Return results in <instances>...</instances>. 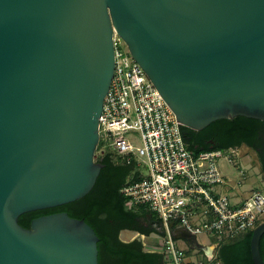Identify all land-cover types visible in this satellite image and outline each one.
I'll return each instance as SVG.
<instances>
[{"label": "water", "instance_id": "95a60500", "mask_svg": "<svg viewBox=\"0 0 264 264\" xmlns=\"http://www.w3.org/2000/svg\"><path fill=\"white\" fill-rule=\"evenodd\" d=\"M114 31L181 124L264 120V0H0V264H99L84 218L55 211L26 227L19 216L95 185ZM168 227L207 249L175 220ZM156 229L166 231L161 219ZM263 233L264 219L251 238L256 264Z\"/></svg>", "mask_w": 264, "mask_h": 264}, {"label": "built area", "instance_id": "2783aa9c", "mask_svg": "<svg viewBox=\"0 0 264 264\" xmlns=\"http://www.w3.org/2000/svg\"><path fill=\"white\" fill-rule=\"evenodd\" d=\"M113 40L115 71L99 118V144L102 138L105 142L101 148L98 144L97 157L110 146L139 167V175L121 191L128 207L144 206L163 221L166 236L158 251L165 264H221L217 247L263 219L264 190L253 188L248 195L232 199L223 189L231 178L224 175L220 162L234 164L245 175L238 148L190 149L176 114L125 40L116 31ZM131 130L139 132L140 144L132 142ZM171 220L196 237L210 236L204 257L186 251L169 230Z\"/></svg>", "mask_w": 264, "mask_h": 264}, {"label": "trees", "instance_id": "16d2710c", "mask_svg": "<svg viewBox=\"0 0 264 264\" xmlns=\"http://www.w3.org/2000/svg\"><path fill=\"white\" fill-rule=\"evenodd\" d=\"M256 119L237 115L231 118L216 119L200 130L181 124V130L188 147L196 152L214 147L226 149L237 144L229 141L218 142L212 147L202 141L197 144L199 142L197 134H214L218 140L227 139L228 136L243 129L244 120ZM101 146L102 141H100L99 148ZM97 159L101 160L104 166L101 168L95 185L85 196L57 206L24 212L19 216V222L29 227L32 218L38 215L67 210L70 215L84 218L95 228L100 238L98 241L99 264H103L105 255L116 259L119 264H165L163 253L145 248L143 242H139V246L135 248L130 243L121 241L116 243L111 239L108 229L111 219L122 220V227L134 228L133 223L136 217L154 213L144 206L130 208L126 205V196L121 188L139 175L140 169L134 162H126L121 155L110 149L98 155ZM154 230L150 228L145 233ZM252 234L253 229H248L233 239L223 241L216 251L221 264H256L251 249ZM193 250V248H186L188 253ZM260 251L264 258V233L260 239ZM203 253L200 249L198 255L202 256Z\"/></svg>", "mask_w": 264, "mask_h": 264}, {"label": "flooded vegetation", "instance_id": "af4514ba", "mask_svg": "<svg viewBox=\"0 0 264 264\" xmlns=\"http://www.w3.org/2000/svg\"><path fill=\"white\" fill-rule=\"evenodd\" d=\"M244 122L245 123L243 129L238 130L236 134L228 136L227 139L218 140L217 136H215L214 134H197V139L199 140L197 144L202 141L204 144H208L212 147L218 142L229 141L237 144L235 145L237 148L246 145L254 152L255 157L258 160L259 168L262 173L261 182L264 184V120L257 118L256 120H244ZM122 224L123 221L120 219H111L108 228L110 231L111 239L116 243H118L119 241L130 243L131 246L136 248L139 246V242H142V240L136 238L132 240H125L121 237V232L124 230H133L138 234L145 233V231L150 228H154L156 230V228L159 227V218L155 214L148 213L147 215L142 214L136 217V221L133 223L134 228L122 227ZM103 264L119 263L116 259L105 255L103 256Z\"/></svg>", "mask_w": 264, "mask_h": 264}, {"label": "rangeland", "instance_id": "374dc122", "mask_svg": "<svg viewBox=\"0 0 264 264\" xmlns=\"http://www.w3.org/2000/svg\"><path fill=\"white\" fill-rule=\"evenodd\" d=\"M130 138L132 142L135 144L141 143V136L138 131L131 130L130 132ZM102 142H105V140L102 138ZM107 148H111L110 146H107ZM111 150V149H110ZM238 150L240 152V160L241 165L244 166V169L246 170L245 175H241V173L237 170L234 164L228 163L226 161H221L220 165L222 167V170L224 172L225 176L230 177V182L224 186V191H226L234 200H237L240 196H246L248 195L253 188H260L264 190V184L261 182L262 173L259 168L258 160L255 157L254 152L247 147L246 145H243L242 147H238ZM96 159H97V152H96ZM144 171L146 170V165L142 164L140 166ZM264 219V214H263ZM262 219V220H263ZM261 220V221H262ZM136 232L133 230H124L121 232V237L124 239H133L136 236ZM166 236V232L154 230L150 233H146L143 240L146 244L145 248H148L149 246H158L161 243V240H164ZM199 240H203L204 242H208L210 240V236L206 233H200L198 235ZM184 239L179 238V243L182 246H185L186 243L183 241ZM147 245V246H146ZM154 250H158V248H154Z\"/></svg>", "mask_w": 264, "mask_h": 264}, {"label": "crops", "instance_id": "0c3cea01", "mask_svg": "<svg viewBox=\"0 0 264 264\" xmlns=\"http://www.w3.org/2000/svg\"><path fill=\"white\" fill-rule=\"evenodd\" d=\"M157 230V229H156ZM146 234V233H145ZM197 238V240H198V242L199 243H202V244H205V245H207L208 244V242L210 241H208V242H204L203 240H199L198 239V237H196ZM125 240H132V238L131 239H125ZM162 241V240H161ZM185 243H186V245L184 246L185 248H193L194 250L191 252V254H193V255H198L199 254V250L200 249H202L203 251H205V249H203V248H197V247H194L193 246V244L191 245L189 242H187V241H185V240H183ZM144 244H146L145 242H144ZM147 246V245H146ZM159 246V245H158ZM158 246L156 247V246H154V245H152V246H149L147 249H149V250H154V248H158Z\"/></svg>", "mask_w": 264, "mask_h": 264}]
</instances>
